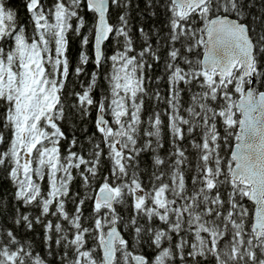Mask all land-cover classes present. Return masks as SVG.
Wrapping results in <instances>:
<instances>
[{
  "label": "snow or ice",
  "instance_id": "1",
  "mask_svg": "<svg viewBox=\"0 0 264 264\" xmlns=\"http://www.w3.org/2000/svg\"><path fill=\"white\" fill-rule=\"evenodd\" d=\"M24 7L0 0V264H264V0Z\"/></svg>",
  "mask_w": 264,
  "mask_h": 264
},
{
  "label": "trees",
  "instance_id": "2",
  "mask_svg": "<svg viewBox=\"0 0 264 264\" xmlns=\"http://www.w3.org/2000/svg\"><path fill=\"white\" fill-rule=\"evenodd\" d=\"M6 2L9 4V6H12L15 9L19 10V16H20L21 21H24L27 18V13L24 7V0H6ZM94 116H95V112L93 111V117Z\"/></svg>",
  "mask_w": 264,
  "mask_h": 264
}]
</instances>
